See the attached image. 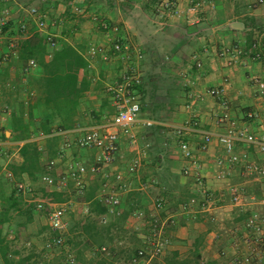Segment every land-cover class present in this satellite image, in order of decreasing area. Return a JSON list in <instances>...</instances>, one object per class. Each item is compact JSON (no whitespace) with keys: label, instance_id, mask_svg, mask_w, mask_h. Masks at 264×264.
Returning <instances> with one entry per match:
<instances>
[{"label":"crops","instance_id":"obj_1","mask_svg":"<svg viewBox=\"0 0 264 264\" xmlns=\"http://www.w3.org/2000/svg\"><path fill=\"white\" fill-rule=\"evenodd\" d=\"M144 5L146 7L139 9L140 19L130 25L113 8L103 12L111 23L118 24L124 38L141 51L139 67L146 91V111L140 112L139 119L152 120L157 125L145 127L138 123L128 134L118 133V152L113 162L104 167L102 175L86 173V192L94 187V201L103 206L98 200L103 184L115 191L120 200L118 214L107 212V208L103 206L105 211L94 218L100 228L117 223L109 229L108 239L100 246L105 247L108 253L101 255L105 258L121 251L129 253L127 246L130 244L132 251L137 249L141 245V238L148 231L136 219L135 214L139 212L148 216L156 213L153 202L161 199L163 206L159 216L169 217L172 223L164 232L167 238L164 252L157 259L151 260L150 264H165L168 256L173 255L176 261L186 260L189 261L188 264H232L237 253H247L242 244L246 218L259 214L264 219V206L259 204L264 191V177L254 175L244 167V164H264V152H259L248 144L235 143L234 153L240 158V162L237 165L226 162L223 148L215 139V135L225 132L226 128L215 123L217 103L206 94V90L221 88L228 104V118L234 123V129L245 130L247 134L264 142V99L252 83V79H264V4H258L257 0H208L202 9L192 13L189 12L188 0H179L181 13L175 18L153 13L150 4ZM66 9L67 6L64 13L69 15L70 11ZM2 10L4 9L0 11ZM74 18L79 19L77 16ZM75 19L72 20L74 23L71 22L69 31H62L61 27L51 28L56 36L58 49L63 45L84 43L85 49L88 43L104 44L99 32L100 38H94L95 40L91 33L90 37H82L77 32ZM18 20L19 16H16V22ZM87 24L95 34L97 30L89 22ZM236 24L239 26L235 27ZM67 33L68 38L65 35ZM14 37L18 51L21 42L29 36ZM88 38L93 40L89 41ZM233 45L249 51L251 58L243 57L233 64L227 57L219 55L222 48ZM6 46V43H0V57L6 55V59L0 63V131L4 130L5 138L10 136L12 115L16 111H23V119L30 126V131H26V138L21 141L0 140V152H4L6 158L0 170V175L3 176L7 164L19 165L20 147L25 142H31L32 137L37 134L33 132L34 126L46 117L42 105L29 109L35 93L26 84V77L34 71L35 66L29 68L26 63L24 69L20 67L17 54L15 57L11 56L7 53ZM47 53L46 49L44 57L49 59L54 51L49 57ZM254 55L257 56L252 58ZM196 63H199L198 67ZM112 67L114 66L98 68L95 82H91L87 74L89 85L78 100L76 126L67 130L70 133L68 135L55 136L58 138L56 151L45 158L47 162L55 157V164L50 172L53 177L65 173L68 163L83 166L92 163L95 150L76 148L73 143L78 134L73 131L100 125L106 120L108 113H111L108 106L101 112V106L104 105L103 84L115 73L117 64ZM159 68L166 73L160 74ZM82 77L84 73L77 71V82ZM178 127L188 128L181 136H177L172 129ZM201 133L212 135L203 152L198 150ZM45 140L35 143L41 149L40 152L44 149ZM180 140L188 142L192 159H185L181 155L178 148ZM66 141L70 143V147L63 150L61 157L56 156ZM13 153L18 156H13ZM136 158L139 160L138 168L134 173H128V166ZM116 175L120 176L119 180L115 179ZM38 179L39 189L24 183L31 186L37 196L54 203H68L70 207L68 217L74 220L75 227L66 234V245L74 255L75 250L70 242L73 241L71 231L81 226L89 215L91 200L83 203L77 201V197L72 194L71 181L57 190L41 184ZM196 179L202 183L201 187L197 185ZM201 188L206 190L211 199L208 208L204 210L199 206L203 201L199 193ZM231 189L242 196L241 205L231 203ZM54 197L64 201L55 202ZM191 198L195 203L190 207L185 206L182 211L181 207ZM16 199L21 209L32 207H25L17 197ZM16 216L15 211L10 214L8 224L1 228V235L9 242L10 247L14 243H20L23 250L26 249L27 254L31 253L35 259L41 252V245L51 235L50 230L39 212L33 210L30 223L16 226L15 229L11 223L16 221L18 225ZM100 218L106 219L104 225L99 223ZM13 251L24 256L18 249L13 248ZM60 258L62 256L58 254L50 260L57 259L59 262ZM49 261L44 264H50ZM123 261L125 259L112 263Z\"/></svg>","mask_w":264,"mask_h":264},{"label":"built area","instance_id":"obj_2","mask_svg":"<svg viewBox=\"0 0 264 264\" xmlns=\"http://www.w3.org/2000/svg\"><path fill=\"white\" fill-rule=\"evenodd\" d=\"M8 0H0V3H5ZM147 2L148 0H140ZM155 12L165 17L175 18L181 13L179 10V0H155ZM208 0H188L189 12L195 13L198 9L207 4ZM258 4H264V0H257ZM76 16H83V11L78 8L74 9ZM88 22L101 34L103 43H88L82 53L86 61V71L91 82L96 81V72L101 67L116 66L117 68L112 74L109 81L103 84V94L108 102V107L111 113H108L106 120L94 127L87 129H75L77 133L76 140L73 145L79 149H92L96 154L89 166L81 164L68 163L66 172L61 176L53 177L50 172L55 164L54 158L46 162L45 173L40 175L39 182L48 187H55L60 190L66 186L68 181L72 183V194L74 197L81 198L87 191L86 173L92 175H102L103 169L111 164L118 152V133L128 134L132 127L136 124H141L145 127L157 125L152 120H140V105L138 100V86L141 82V71L139 63L141 61V51L135 45L129 43L121 34L123 31L118 24L111 23L104 15L91 13L86 16ZM11 20L7 9L0 11V43H6L7 53L15 57L17 54V45L14 38H9L11 32ZM53 22H50L45 14L39 11L36 6L29 7L19 17L15 28V36L22 37L30 36L33 33L40 34L44 39L47 56L49 57L53 51L58 49L56 36L51 31ZM120 31V33H119ZM220 56L228 58V61L235 64L240 58H251L250 52L244 50L238 45H233L230 48H222L219 52ZM254 55L252 58H255ZM6 59V55L0 57V63ZM197 67L199 63L195 64ZM33 60L27 62V67H33ZM112 67V68H114ZM253 85L256 87L259 95L264 99V79H252ZM206 94L215 99L217 103V112L214 113L215 123L226 128L223 133L215 135L217 143L223 148L226 156V162L229 165H237L240 158L234 153L235 143H244L253 146L259 152H264V142L256 137L247 134L245 130L234 129V123L228 118V104L224 99L223 90L221 88H210L206 90ZM161 128L163 126L158 125ZM188 127H178L172 129L174 134L181 136ZM70 134L67 131H51L47 134L37 132L32 137L31 142L38 143L49 137H62ZM212 135L210 133H201V142L198 150L203 152L206 150ZM70 143L64 142L63 147L57 152L58 157L62 156L64 149L69 148ZM178 148L181 155L185 159H192V152L189 149L186 140L178 141ZM38 151L41 150L37 148ZM13 156H18L13 153ZM139 160H132L127 168L128 173H134L138 168ZM246 170L250 173L264 177V164L257 165L256 163L244 164ZM4 176L13 184L15 195L19 201L27 206H32L33 210L41 213L45 224L48 226L51 235L45 239L40 248V259L33 264H44L49 261L52 256L61 254L63 264H77L75 257L69 252L66 245V234L73 228L74 222L68 217L70 207L68 203H54L50 199H43L37 196L31 186L22 182L15 181L12 174L3 170ZM116 180L120 179L119 175L115 176ZM197 185L200 187L202 183L196 179ZM103 184L100 187L99 202L107 208V212L118 214L120 200L115 191ZM203 198L199 206L201 209H207L210 203V195L203 188L199 191ZM242 196L235 190H230V200L232 204H242ZM195 203L193 198L189 199L186 205L181 207L184 211L185 206H192ZM259 204L264 206V191L259 200ZM162 200L157 199L153 202L154 214L144 216L141 213H136L135 217L143 223L147 229V235L141 239V245L135 249V254L127 257L126 261L112 264H150L151 260L157 259L162 255L166 246L167 238L164 236L165 229L172 223L169 217L161 218L159 211L162 209ZM99 223L104 225L105 218H100ZM244 236L242 244L244 249H247L246 254H236L232 259V264H264V219L259 214H253L246 218L244 222ZM100 254L107 255L108 251L105 247L95 249ZM223 255V253H221Z\"/></svg>","mask_w":264,"mask_h":264},{"label":"trees","instance_id":"obj_3","mask_svg":"<svg viewBox=\"0 0 264 264\" xmlns=\"http://www.w3.org/2000/svg\"><path fill=\"white\" fill-rule=\"evenodd\" d=\"M9 1L0 3L2 9L9 5ZM145 4H150L153 13H155V0H148ZM146 6V5H145ZM0 8V9H1ZM120 33V31H119ZM122 34V33H121ZM84 51V43L82 45H63L57 51H54L49 59H46V45L40 34L33 33L28 38L23 40L17 51L20 67L24 69V65L28 60H33L35 63L34 71L27 75L26 84L30 86L35 95L32 99V104L29 109L32 110L38 105L44 107L46 117L34 126L33 132L49 133L51 131H67L73 129L75 124V115L78 107V100L83 92L88 88L89 80L87 79L88 72L86 71V61L82 56ZM82 71L84 77L79 82L76 80L77 71ZM138 86V100L140 112L146 111L144 108V100L146 98L145 86L142 83ZM104 105L101 106V112L108 106V102L103 97ZM54 123H57L55 125ZM30 126L23 119V111H16L12 115V127L10 136L5 138L4 130L0 131V140L11 139L13 141H21L26 138V131H30ZM58 138L50 137L45 140L44 149L38 151L34 142H25L19 149L21 162L19 165L9 163L5 166V170L10 172L13 178L17 181L27 182L37 188V179L45 169L46 155L54 154L57 148ZM4 152H0V170L5 161ZM25 177V180H23ZM32 188V187H31ZM32 188V190H33ZM94 187L85 192L81 198L77 197V201L87 202L91 200L89 215L85 218L81 226L74 228L71 247L75 250L77 264H112L119 262L130 255H134L135 251L127 246L129 253L120 252L117 255L102 257L96 252L93 247L99 248L104 241L108 239L109 229L115 227L117 223L109 227H97L95 217L105 211L103 206L92 199ZM34 191V190H33ZM35 192V191H34ZM53 201H64L58 197H54ZM19 202L15 197L13 184L5 176L0 175V261L1 264H33L40 257L32 260L31 253L21 256L17 251H12L9 242L1 235V228L8 224L9 216L12 212H16L18 220L17 227L25 226L30 223L33 213V207L21 209ZM120 225L121 222H120ZM87 253L85 254L84 252ZM88 255V257L86 256ZM220 255V253H219ZM175 255L168 256L165 264H188L189 261H176ZM38 259V260H36ZM62 259V258H60ZM51 259L50 264H63L62 260ZM36 260V261H35Z\"/></svg>","mask_w":264,"mask_h":264},{"label":"rangeland","instance_id":"obj_4","mask_svg":"<svg viewBox=\"0 0 264 264\" xmlns=\"http://www.w3.org/2000/svg\"><path fill=\"white\" fill-rule=\"evenodd\" d=\"M8 1H9L8 2L9 5L5 7L9 11L8 13H9L10 20H11L10 26L12 29L9 34V38H14V39H15L14 31H15L16 24H17L16 16L20 17V15L24 13L25 10H27L29 7H32V6L38 7L39 11L45 14L46 18L50 22H53L54 24L53 27L54 28L61 27L62 31L64 30L66 31L67 29L69 31V27L71 26L72 23H74L72 22V20L74 21V19L76 18V17L74 18V16H76L74 12H71V11H74L75 8H78L79 10L83 11L82 13L83 16H77L79 17L78 19L79 21L75 19L77 20L76 24L78 25L77 32L83 35L82 37H84L85 35L89 36L91 33L93 34V39L100 38V35L98 31H96V33L94 34L90 30V28H88L89 27L87 24L88 20L86 18L87 15L91 13L104 15L105 11H110V9L113 8L115 9L117 13H119V17L125 21H128V24L130 25L131 22L136 21L137 19L138 20L140 19L139 11L141 10L142 7L145 6L144 5L145 2L140 1V0H131L130 2L125 1V0H8ZM66 6H67L68 11H70L69 15L72 16L71 18H68L69 15H66L64 13ZM1 7L2 6H0V8ZM65 35L68 38L69 34L67 33ZM88 39L89 41L93 40V39L91 40L90 38ZM159 73L165 74L166 72H164L163 70H160ZM159 73L157 75H159ZM11 224L16 229L17 222L15 221V222H12ZM73 227H75V222H74ZM20 247H21L20 243H14V245H11V250L13 251V248L18 249L21 251L22 255H27V250L26 249L23 250L24 248L22 247L20 248ZM31 259L34 260L33 257Z\"/></svg>","mask_w":264,"mask_h":264},{"label":"water","instance_id":"obj_5","mask_svg":"<svg viewBox=\"0 0 264 264\" xmlns=\"http://www.w3.org/2000/svg\"><path fill=\"white\" fill-rule=\"evenodd\" d=\"M237 25V24H236ZM239 26V24L237 25V26H235V27H238ZM159 160V157L157 158V161Z\"/></svg>","mask_w":264,"mask_h":264}]
</instances>
